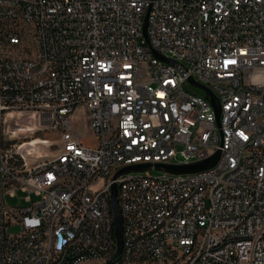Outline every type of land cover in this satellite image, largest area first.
<instances>
[{"label":"built area","instance_id":"built-area-1","mask_svg":"<svg viewBox=\"0 0 264 264\" xmlns=\"http://www.w3.org/2000/svg\"><path fill=\"white\" fill-rule=\"evenodd\" d=\"M113 182L119 261L264 264V0H0V264L106 263Z\"/></svg>","mask_w":264,"mask_h":264},{"label":"water","instance_id":"water-1","mask_svg":"<svg viewBox=\"0 0 264 264\" xmlns=\"http://www.w3.org/2000/svg\"><path fill=\"white\" fill-rule=\"evenodd\" d=\"M146 29H147V18L145 19V23L143 26V35L145 38H147ZM152 52L156 58H158V59H160V60H162L168 64H171V65L176 64V62L173 59L168 58L162 54H159L155 50H152ZM191 82L193 84L197 85L198 87H201L205 90L206 98L210 97L209 98L210 102H211V104L215 110L216 120L219 123L220 105H219L218 99L204 86L198 84L194 80H191ZM219 155H220V151L217 150L213 155H211L210 157H208L207 159H204V160H200V161H196V162H192V163H188V164H180V165L157 163V164H154V167L156 169H163V170H166V171H168L170 173H174V174L199 172V171H202V170H205V169L212 167L217 162V160L219 159ZM149 167H151V164H149V163H137V164L125 166V167L121 168L113 176V179L117 178L119 175H121L123 173L131 172V171H142V170L148 169ZM116 192H117V184L115 182H113L111 184L110 203H111V209L113 212L114 234H115L116 243H117V250L111 256V258L104 264H112L113 261L117 257H119L121 252H122V218H121L120 211L118 208V204L116 201Z\"/></svg>","mask_w":264,"mask_h":264},{"label":"rangeland","instance_id":"rangeland-1","mask_svg":"<svg viewBox=\"0 0 264 264\" xmlns=\"http://www.w3.org/2000/svg\"><path fill=\"white\" fill-rule=\"evenodd\" d=\"M197 91H199V90H197ZM148 172L151 174V175H154V176H156V175H161L162 173H163V171L162 170H159V169H156V168H149L148 169ZM19 196H20V194H18ZM5 199H6V201L8 202V203H10V204H16V205H18L20 202H23V199H18V198H10L9 196H6L5 197ZM18 228H12L11 230H17ZM83 264H96V263H94V262H88V263H83ZM117 264H125V263H123V262H119V263H117Z\"/></svg>","mask_w":264,"mask_h":264},{"label":"trees","instance_id":"trees-1","mask_svg":"<svg viewBox=\"0 0 264 264\" xmlns=\"http://www.w3.org/2000/svg\"><path fill=\"white\" fill-rule=\"evenodd\" d=\"M121 257V254H120V256L119 257H117L114 261H113V263L112 264H117V263H119L120 261H119V258Z\"/></svg>","mask_w":264,"mask_h":264},{"label":"snow or ice","instance_id":"snow-or-ice-1","mask_svg":"<svg viewBox=\"0 0 264 264\" xmlns=\"http://www.w3.org/2000/svg\"><path fill=\"white\" fill-rule=\"evenodd\" d=\"M241 135H243V134L241 133Z\"/></svg>","mask_w":264,"mask_h":264}]
</instances>
